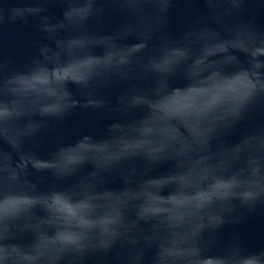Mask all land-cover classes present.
Returning a JSON list of instances; mask_svg holds the SVG:
<instances>
[{
    "label": "water",
    "instance_id": "obj_1",
    "mask_svg": "<svg viewBox=\"0 0 264 264\" xmlns=\"http://www.w3.org/2000/svg\"><path fill=\"white\" fill-rule=\"evenodd\" d=\"M0 264H264V0H0Z\"/></svg>",
    "mask_w": 264,
    "mask_h": 264
}]
</instances>
